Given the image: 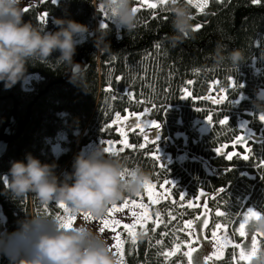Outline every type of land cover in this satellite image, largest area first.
<instances>
[{
	"label": "trees",
	"instance_id": "trees-1",
	"mask_svg": "<svg viewBox=\"0 0 264 264\" xmlns=\"http://www.w3.org/2000/svg\"><path fill=\"white\" fill-rule=\"evenodd\" d=\"M167 2L137 9L138 26L121 33L119 39L117 29L112 28L107 37L110 50H96L90 37L78 44L73 60L82 59L88 65L79 86L63 78L62 68L54 70L40 62L29 65L24 80L12 88L4 89L0 83V137L3 126L14 118L0 156V175L7 172L10 161L24 160L25 153L41 162H54L58 175L70 172L82 145L97 138H118L110 124L117 113L146 109V116L160 123L158 141L143 144L140 132L134 129L128 133L129 146L115 152L145 167L151 181L176 179L169 198L153 206L144 239L125 243L127 264H187L183 253L188 235L183 223L199 213L198 207L187 202L200 189L209 193L210 226L224 224L235 240L240 239L236 226L246 208L264 209V127L252 104L264 86V0H207L202 8L186 0L193 27L175 45L168 40L172 29ZM93 12L88 0H43L25 8L23 18L45 23L52 30L53 16H66L90 29L98 22L112 27L102 11ZM42 14L46 16L42 18ZM218 44L228 50L240 48L244 60L236 67L227 60H215L212 53ZM219 93L221 100L209 98L217 99ZM206 116L210 128L200 134L197 126ZM225 116L227 122L221 125ZM240 118L252 132L245 141L247 152L243 144H231L240 132ZM59 131L65 134V151L54 155L48 138ZM222 144L226 151L217 153L215 148ZM157 145L173 158L165 166L152 156ZM230 150L237 155L229 160ZM178 152L187 157L174 160ZM245 153L248 159L241 158ZM35 206L32 194L18 202L0 194V212L9 230ZM47 211L61 214L56 204ZM262 243L264 236H259V246ZM235 251L234 246L227 247L213 263L249 264L237 260ZM0 264H5L3 257Z\"/></svg>",
	"mask_w": 264,
	"mask_h": 264
},
{
	"label": "clouds",
	"instance_id": "clouds-1",
	"mask_svg": "<svg viewBox=\"0 0 264 264\" xmlns=\"http://www.w3.org/2000/svg\"><path fill=\"white\" fill-rule=\"evenodd\" d=\"M93 14L104 13L112 27L90 29L68 17H52L54 30L45 23L25 20V0H0V83L10 89L22 82L27 67L40 62L52 69H63L70 83L79 86L87 64L73 60L78 44L89 37L96 50H110L107 39L112 28L120 34L138 26L135 0H88ZM171 17L169 42L175 45L192 29V15L186 0H168ZM53 53H58L54 57ZM217 61L227 60L232 67L244 60L240 48L225 49L218 44L212 53ZM253 108L264 115V96L255 94ZM56 164L41 162L31 153L24 160L10 161L0 175V194L18 202L32 194L36 202L31 214L24 213L11 230L0 226V257L5 264H119L106 239L87 223L75 224L65 213L50 214L51 204L63 205L73 214L92 218L104 215L109 205L125 195H135L150 182V172L127 155L109 154L101 143L81 149L72 159L71 171L57 174ZM251 221L254 234L264 235V209L255 210ZM136 239L143 240L144 232ZM249 264H264V243L253 250Z\"/></svg>",
	"mask_w": 264,
	"mask_h": 264
},
{
	"label": "rangeland",
	"instance_id": "rangeland-1",
	"mask_svg": "<svg viewBox=\"0 0 264 264\" xmlns=\"http://www.w3.org/2000/svg\"><path fill=\"white\" fill-rule=\"evenodd\" d=\"M43 0H25V8L33 4H39ZM53 1V0H52ZM58 0H55V2ZM166 1V0H165ZM194 5L198 8H202L203 5L206 3L207 0H190ZM155 3L158 5V0H135L134 7L137 9L141 7H151L150 5ZM258 92L264 96V86L259 88ZM217 99H213L209 97L213 101H219L222 99V93L217 95ZM147 110L139 111V112H126V113H117L114 115L110 124L115 126L116 131L118 133V138L116 140L111 139H103L97 138L94 141L88 142L85 145H82L79 149H87L90 148L95 143H101L104 147H109L111 145L112 152L115 153L120 150H123L127 146H129L128 141V133L131 130L137 129L141 136H142V143H150L158 141L160 134L159 128H154L151 125L150 119L146 116ZM260 115L258 114V117ZM260 120V119H259ZM261 121V120H260ZM262 126L264 127V121H261ZM238 127L240 132L237 136H241L243 138L242 143L237 144H245L246 139L252 133L249 129L250 127L247 124V121L244 118L238 119ZM198 131L200 134L206 133L210 128V117L206 116L200 120L198 124ZM119 129V131L117 130ZM183 136V134H179ZM178 136V135H175ZM236 136V137H237ZM235 137V138H236ZM65 138V134L63 131H59L56 133L52 138H48L49 143V150L54 155H59L61 152L65 151V147L62 141ZM234 138V140H235ZM185 140V138H184ZM185 142V141H184ZM233 144V143H231ZM219 148L220 152L226 151L225 144H222L216 149ZM217 152V151H216ZM232 150L229 151L231 153ZM152 156H154L160 166H165L168 164L173 158L171 155L160 145L156 146V150L152 152ZM187 157L185 152H178L174 156V160L182 161ZM175 178H167L160 182L151 181L147 183L139 193L135 194L133 197L125 198L121 201H117L114 204L108 206L104 215L100 218H85L83 213L76 214V219L74 220L75 224H79L81 222L87 223L95 232L103 236L106 241L108 242L110 249L114 256L118 258L119 264H127L125 261L124 255V246L126 242H132L135 240L136 235L138 232H141L145 229L147 223L153 219L152 217V208L153 206L161 200H165L170 196V190L175 184ZM165 183H167V187H164ZM209 193L203 189H200L196 196L189 200L187 204L190 206L198 207L199 213L195 218L187 219L184 221L183 226L187 232L188 238L184 242L185 250L187 251L188 247H193L196 250L192 253L191 262L192 264H214L213 261L220 259L227 247L234 246L236 244H241V248H236L235 257L237 260L239 259V252L241 249H245L248 251H253V246L251 245V236L254 234L251 230V221L248 220L245 224V237H240L239 240L232 239L226 229V226L221 223H216L214 225L209 224V209L207 206V199ZM127 204L128 207L121 208V205ZM115 205V209H113L112 213L109 212V209ZM59 206V205H58ZM254 209L252 207L246 208V210L241 214L239 218V222L236 226V229L239 227V223L244 219V213L249 210ZM65 215V209L61 208L60 216L63 217ZM144 217H148L145 221ZM107 219L109 224L112 226L111 228H105L103 233L98 231V225ZM119 220V224H114V221ZM205 220H207V224H205ZM220 224L221 227L219 229L216 228V225ZM4 225V217L3 214L0 212V226ZM125 225H129L128 228H125ZM114 229V230H113ZM217 233L216 237L212 236L213 232ZM237 232V231H236ZM191 233V236H189ZM239 235V233L237 232ZM257 241L259 236L264 235H257ZM191 240L189 244L188 241ZM225 241H230V243L225 244ZM242 242V243H241ZM216 245V247H213ZM259 247L257 243L255 249ZM208 256L209 259L206 261L204 256ZM187 264H188V257ZM250 259V258H249ZM245 263H249L248 261H243Z\"/></svg>",
	"mask_w": 264,
	"mask_h": 264
},
{
	"label": "snow or ice",
	"instance_id": "snow-or-ice-1",
	"mask_svg": "<svg viewBox=\"0 0 264 264\" xmlns=\"http://www.w3.org/2000/svg\"><path fill=\"white\" fill-rule=\"evenodd\" d=\"M54 2H55V0H53V3H54ZM158 3H159V4H164V3H165V0H158ZM253 3H256V0H253ZM150 6H151V7H156V4H155V3H152ZM134 11H137V8H136V7H134ZM43 16H46V14H42V18H43ZM100 26L103 28V27H106L107 25H106L104 22H101V25H100ZM195 27L198 28L199 25H196ZM120 78H121V77H116L117 80H119ZM225 99H226V97H225ZM259 119H260L261 121H264V115H260V116H259ZM226 122H227V117H226V116H225L223 119H221V120L219 121V123H220L221 125H224ZM151 125H152V127H154V128H159V124H158L155 120L151 121ZM117 130L119 131V129H117ZM242 141H243V138H242L241 136H237V137L235 138V140L232 141V143H233V145H235V144H237V143H242ZM243 146L245 147L246 152H247V145H246V144H243ZM140 147L143 148L144 146L141 145ZM105 150H106V152H108V153H109V152H112L111 145H109V147H105ZM216 151H217V153H219L220 149L217 148ZM235 155H237V153L232 152V153H229V154L227 155L226 158L230 160V159H232L233 156H235ZM241 158H242V159H248L249 157H248V155L245 153L244 155H242ZM262 163H264V161H262ZM164 187H167V183H165ZM221 191H223V189H221ZM59 207L65 209V213H67V215L71 218L72 221H74V220L76 219V215L73 214L72 210L65 208V206H63V205H59ZM125 207H128V205H127V204H123V205H121V208H120L119 210H122V209L125 208ZM113 209H115V205H113L112 208L109 209V212L112 213ZM255 214H256V213H255L252 209H249V210H247V211L244 213V219H243L242 222L239 223V227L236 229V231L239 233V236H240V237H245V236H246V232H245V224L247 223L248 219H249L251 216H254ZM217 215H220V213L217 212ZM83 216H84L85 218H91V217L87 216L86 214H83ZM147 219H148V217H144V220H145V221H146ZM114 224H117V225H118V224H119V220L114 221ZM205 224H207V220H205ZM111 227H112V226L109 224V221H108L107 219H105V220H103V221L98 225V231H99L100 233H103L104 230H105V228H111ZM124 227H125V228H128L129 225H125ZM220 227H221L220 224H217V225H216V228H217V229H219ZM113 230H114V229H113ZM189 236H191V233H189ZM212 236H213V237H216V236H217V233L214 231V232L212 233ZM188 243L190 244V243H191V240H189ZM224 243L227 244V243H230V241H225ZM241 243H242V242H241ZM257 243H258V241H257V236H256L255 234H253V235L251 236V245L253 246V250H255V247H256ZM213 247H216V245H213ZM235 247H236V248H241V244H236ZM195 250H196L195 248L189 246L188 249H187V251L183 253L185 257H188V264H192V262H191V256H192V253H193ZM252 252H253V251H248V250H245V249H241V251L239 252V259H240V261H248L249 258H250V256H251V254H252ZM204 259L207 261V260L209 259V257L206 255V256H204Z\"/></svg>",
	"mask_w": 264,
	"mask_h": 264
},
{
	"label": "water",
	"instance_id": "water-1",
	"mask_svg": "<svg viewBox=\"0 0 264 264\" xmlns=\"http://www.w3.org/2000/svg\"><path fill=\"white\" fill-rule=\"evenodd\" d=\"M76 62H79L82 65L85 64V62L82 59H78L76 60ZM63 78L65 80L68 79V76L66 73H64ZM13 122H14V118L13 116H11L9 121L2 128L1 137H0V156L4 153L6 146L8 144L9 136H10V129H11Z\"/></svg>",
	"mask_w": 264,
	"mask_h": 264
}]
</instances>
